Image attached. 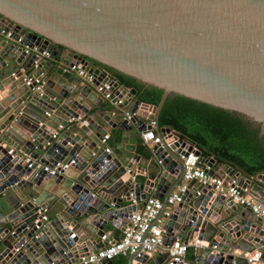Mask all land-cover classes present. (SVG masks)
Wrapping results in <instances>:
<instances>
[{
  "label": "water",
  "instance_id": "obj_1",
  "mask_svg": "<svg viewBox=\"0 0 264 264\" xmlns=\"http://www.w3.org/2000/svg\"><path fill=\"white\" fill-rule=\"evenodd\" d=\"M0 28V107L8 111L0 123V264H81L106 244L100 239L106 224L119 221L107 240L121 238L127 216L150 193L162 201L155 221L161 220L163 246L174 239L206 242L189 264H248L245 254L253 250L264 260L261 218L213 186L190 180L170 214L161 216L190 145L158 123L174 93L264 134V0H0ZM32 46L35 51H24ZM41 50L48 60L35 69ZM91 61L160 88L157 104L141 102L134 88L124 87L114 107L95 82L43 79L72 63L105 73ZM24 76L42 79V87L25 85ZM106 128L113 130L111 139L119 136L109 152L100 141ZM150 129L159 141L145 147L139 135ZM196 153L208 174L248 188L264 205V186L254 182L264 183V173L242 177ZM149 154L155 162L143 180L135 179ZM70 159L74 164L54 174L37 165ZM38 209H45L46 222L34 223ZM115 258L102 264H116ZM167 258L166 251L129 255L124 264H164Z\"/></svg>",
  "mask_w": 264,
  "mask_h": 264
},
{
  "label": "built area",
  "instance_id": "obj_2",
  "mask_svg": "<svg viewBox=\"0 0 264 264\" xmlns=\"http://www.w3.org/2000/svg\"><path fill=\"white\" fill-rule=\"evenodd\" d=\"M0 33H4L0 28ZM10 31L5 32V36H9ZM19 39V38H18ZM28 50L35 51L36 46H32L31 49L24 47V51ZM49 52L46 50H41L38 54V57L33 60V68H37L39 61L43 58L48 57ZM21 70V69H20ZM60 70L63 73L73 72L75 73L82 81L84 82H95V89L102 91V97L111 104V106H116L121 102V96H118L121 91L126 89L121 85L117 84L114 86L113 80L109 77V73L98 72L92 74L87 72L82 67L77 66L76 63L60 65ZM12 75V73H11ZM23 81L25 85H30L34 82L33 89H40L43 85V80L36 77L24 76ZM60 126H58V129ZM58 133V130H55L52 134V137H55ZM108 133H105L101 137V143H106L108 139ZM143 139L145 143L147 142V147H150L152 144L159 141V137L155 135L152 131L146 130L143 134ZM189 149L185 151V154L181 156L182 161V178L181 182L176 186V188L166 197L165 205L161 211V216L166 217L170 214V206L176 204L180 201V198L186 189V183L194 179L197 183L201 185H210L213 186L214 192L219 193L225 197H228L232 200L233 203L246 206L250 211L256 216L260 217L264 223V205L259 203L256 198L249 193H247L246 188L240 190L237 185L232 181V184L226 183L223 184V181L220 177L210 175L206 172L205 169L199 166V156L197 155V150L190 143ZM105 152H109V148H104ZM10 153V150L8 151ZM28 159H25L27 161ZM74 164V160L70 159L64 163L61 161H55L50 167L43 165L38 162V166H42L43 171L48 174H54L58 170L66 169L67 167ZM30 164H28L29 166ZM134 204L137 201L132 200ZM162 208V201L156 196L149 195L147 196L142 206L138 211L134 210L130 212L127 216V222L122 226V236L116 241H108L107 235L108 232H105L101 236V240L105 241L103 248L89 252L86 256L80 258L81 264H102L104 260H109L111 258L120 256V255H132L134 257H142L144 255L150 256L158 250H164L168 254V258L164 264H189L185 258V253L188 248L187 242H182L178 239H174L170 244L163 246V235L164 231L161 228V220L157 219L156 216ZM39 219L34 220V223L37 221L46 222L48 220L47 213L45 209H38ZM115 227L116 225L120 226L119 221L113 222ZM37 227V225H36ZM199 240L194 239V244H198ZM215 246H211L210 253L215 252ZM245 259L248 264H264V260L260 258V251L253 250L250 253L245 254ZM222 264V263H220Z\"/></svg>",
  "mask_w": 264,
  "mask_h": 264
},
{
  "label": "trees",
  "instance_id": "obj_3",
  "mask_svg": "<svg viewBox=\"0 0 264 264\" xmlns=\"http://www.w3.org/2000/svg\"><path fill=\"white\" fill-rule=\"evenodd\" d=\"M91 62L115 77L122 87L134 88L141 102L157 104L160 88L144 85L132 76ZM158 123L179 133L183 140L217 163L228 164L248 175L264 173V134L210 106L171 93L163 102Z\"/></svg>",
  "mask_w": 264,
  "mask_h": 264
},
{
  "label": "crops",
  "instance_id": "obj_4",
  "mask_svg": "<svg viewBox=\"0 0 264 264\" xmlns=\"http://www.w3.org/2000/svg\"><path fill=\"white\" fill-rule=\"evenodd\" d=\"M44 60H48L47 57L44 58ZM56 62H58V60ZM46 78H51L53 80H58V79L63 78L65 82H73V83H75L76 80L82 81V79H80L73 72H68V73L67 72L66 73L61 72L60 65H58L57 69H55V70L51 71L50 73L46 74V76L43 79H46ZM7 114H8V111L6 109H4L3 107H0V123L6 118ZM152 131H153V129H152ZM112 132H113V130H111L109 128H106V133H108V135H109L108 139L106 140V145H107V147L110 150L119 141V136H116L114 139H111L110 138L112 136ZM118 133H119V131H118ZM143 134H144V132L139 135V142L142 143V144H144L145 147H147L148 143L147 142L145 143V141L143 139ZM142 157L143 156L140 157V160H139L138 163H136V166L140 164V161L144 162V160L142 159ZM147 158L148 159H147L146 163L145 164L144 163L141 164V167L139 169L140 171H144V173L141 174V175H135V179L136 178H139V180H143L145 178V175L144 174H146L147 171L149 170L148 165H150L152 162H155V160L152 159V157H151L150 154L147 156ZM216 164H217V162L214 161L213 166H215ZM221 164H223V163H221ZM231 168H233V167H231ZM233 169H234L235 172H239L240 176H242V177H247V178H250V177L253 178V177H255V175H248V174L242 172L239 169H236V168H233ZM258 174H260V173H258ZM121 178L123 179L124 177H121ZM188 182L186 184H188ZM254 182L257 183V184H259V185H261V186H264V183H262L258 179H254ZM246 191L248 193V188L246 189ZM149 195H152V194L150 193V194H148V196ZM152 196H154V195H152ZM130 202L131 201L123 202V203H121V205L123 206V205H126V204H130ZM113 229H114V227L111 224H106L105 227L103 228V231L104 232H108L109 235H111ZM187 243H188V248H187V251L185 253V258L187 259V261L192 260L194 258V256H195V248L196 247H198L200 245H205L206 244V242H204V241H199L198 244H194V239L193 238L188 239L187 240ZM162 251H164V250H158V251L154 252L153 254H151L149 257H153L154 255H156V254H158L159 252H162ZM233 253L237 254L238 252H237V250H233ZM128 257H129V255H120V256H117L116 257V260H115V263L116 264H121V263L124 264L125 261H126V259Z\"/></svg>",
  "mask_w": 264,
  "mask_h": 264
},
{
  "label": "flooded vegetation",
  "instance_id": "obj_5",
  "mask_svg": "<svg viewBox=\"0 0 264 264\" xmlns=\"http://www.w3.org/2000/svg\"><path fill=\"white\" fill-rule=\"evenodd\" d=\"M116 260V258L114 259V261Z\"/></svg>",
  "mask_w": 264,
  "mask_h": 264
}]
</instances>
